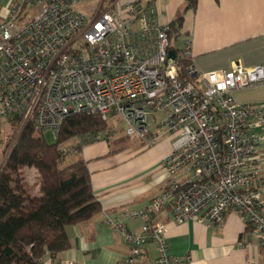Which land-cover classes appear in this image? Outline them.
Segmentation results:
<instances>
[{"label":"built area","instance_id":"2783aa9c","mask_svg":"<svg viewBox=\"0 0 264 264\" xmlns=\"http://www.w3.org/2000/svg\"><path fill=\"white\" fill-rule=\"evenodd\" d=\"M84 1L6 0L0 6V119L15 120L17 136L33 119L38 131L51 129L56 138L68 115L95 112L107 122L117 116L126 136L147 143L170 138L161 158L167 183L132 213L145 218L140 232L105 217L129 244L124 264H139L149 243L157 254L149 264H181L183 258L169 252L165 223L152 218L165 207L179 223H217L235 212L264 247L257 185L264 106L233 95L264 83V65L201 72L190 61L189 80L177 58L191 60L190 41L173 47L155 0H94L90 14L77 7ZM158 112L163 116L151 132L149 116ZM78 143L73 137L61 148ZM43 264L82 263L44 258Z\"/></svg>","mask_w":264,"mask_h":264},{"label":"crops","instance_id":"0c3cea01","mask_svg":"<svg viewBox=\"0 0 264 264\" xmlns=\"http://www.w3.org/2000/svg\"><path fill=\"white\" fill-rule=\"evenodd\" d=\"M5 1L0 0V6ZM93 4L94 0H86L80 4L85 8H78L90 14ZM155 6L162 24L181 16V23L172 33V44L181 50L186 40L190 41L191 62L197 70H225L236 64L264 65V0H196L194 8H187L186 0H155ZM178 40L182 43L179 47L174 43ZM233 95L237 102L264 106V83L235 89ZM162 116V112L154 114L151 132L156 131L155 124ZM121 132L112 140L117 146L113 149L108 137L106 142L101 135L80 144L81 149L75 155L87 163L92 190L101 209L87 221L67 228L70 249L57 253L53 259L49 255L45 259L124 264L129 244L105 217L115 216L127 230L140 232L145 218L132 213L143 210L167 183L161 158L170 149L171 140L164 135L147 143L130 137L137 141L135 148L117 152L119 144L129 138ZM102 139L109 149L98 144ZM261 149L257 185L264 200V142ZM152 218L165 223L169 252L183 258L181 264H264V247L257 234L235 212H228L217 223L197 220L179 223L165 207ZM156 255L154 244H147L139 264L151 263Z\"/></svg>","mask_w":264,"mask_h":264},{"label":"trees","instance_id":"16d2710c","mask_svg":"<svg viewBox=\"0 0 264 264\" xmlns=\"http://www.w3.org/2000/svg\"><path fill=\"white\" fill-rule=\"evenodd\" d=\"M195 4L196 0H186L187 8ZM180 23L181 16L168 23L171 42ZM177 59L181 75L188 76L185 68L191 60ZM106 122L95 112L68 115L53 143L45 140L33 119L20 130L0 165V264H43L48 255L53 259L72 245L67 228L100 211L86 161L65 159L77 154L82 142L109 131ZM73 137L79 139L77 145L61 148ZM25 167L36 171L37 191L27 189Z\"/></svg>","mask_w":264,"mask_h":264},{"label":"rangeland","instance_id":"374dc122","mask_svg":"<svg viewBox=\"0 0 264 264\" xmlns=\"http://www.w3.org/2000/svg\"><path fill=\"white\" fill-rule=\"evenodd\" d=\"M86 1V0H85ZM93 1V0H91ZM82 3H79L77 5V7H81ZM82 9H84L85 7L82 6ZM176 46H181V41H175L174 42ZM153 119V116H149V120L151 121ZM14 123V124H13ZM108 130L107 132H103L101 133V137L105 140V137H108V141L111 143L112 140L118 136V135H122L121 130H123V125L122 122L119 121V118L117 116H113L111 118L110 121L106 122ZM15 122L13 121H6L4 119H0V165L3 163V161L5 160V156L6 154H8L9 150L11 149V147L13 146L17 134H16V130L14 128ZM42 135L44 136L45 140L48 143H53L55 142V137L53 136L52 130L51 129H46V130H42L41 131ZM102 139V141H99V145H101L102 147H108L109 146L105 144V141ZM107 142V141H106ZM136 140L133 138H127L124 142L119 144V148H117V152L125 150V149H130L131 146H133L135 148L136 146ZM96 144V143H95ZM112 146L111 149L117 147L113 145V142L111 143ZM81 155V154H80ZM79 155H68L66 156L65 162H71L73 161V159L77 158ZM36 172V171H35ZM33 171V169L31 170V168H23V176L28 184L27 189L31 190H36L38 188L37 186V175H35V173Z\"/></svg>","mask_w":264,"mask_h":264},{"label":"water","instance_id":"95a60500","mask_svg":"<svg viewBox=\"0 0 264 264\" xmlns=\"http://www.w3.org/2000/svg\"><path fill=\"white\" fill-rule=\"evenodd\" d=\"M169 55L173 57L174 56V52L172 50H170L169 51Z\"/></svg>","mask_w":264,"mask_h":264}]
</instances>
